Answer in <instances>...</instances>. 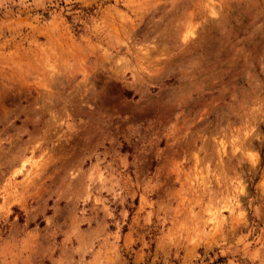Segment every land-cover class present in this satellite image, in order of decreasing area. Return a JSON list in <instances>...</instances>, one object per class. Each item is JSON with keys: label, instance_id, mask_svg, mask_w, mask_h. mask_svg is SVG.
Segmentation results:
<instances>
[{"label": "rangeland", "instance_id": "1", "mask_svg": "<svg viewBox=\"0 0 264 264\" xmlns=\"http://www.w3.org/2000/svg\"><path fill=\"white\" fill-rule=\"evenodd\" d=\"M0 264H264V0H0Z\"/></svg>", "mask_w": 264, "mask_h": 264}]
</instances>
